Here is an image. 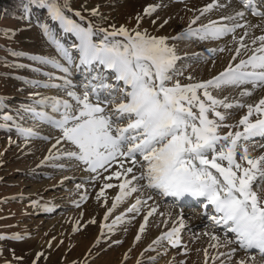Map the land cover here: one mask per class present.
<instances>
[{"label": "rangeland", "instance_id": "374dc122", "mask_svg": "<svg viewBox=\"0 0 264 264\" xmlns=\"http://www.w3.org/2000/svg\"><path fill=\"white\" fill-rule=\"evenodd\" d=\"M56 2L64 4V0ZM211 3L219 6L201 15V10ZM67 5L65 15L83 27L91 24L98 33L94 37L97 41L103 37L100 29L111 32L113 27L121 26L130 32L134 29L146 30L151 36L167 38L168 45L175 49L179 57L171 74L172 83L179 81L182 85L210 80L224 71L230 62L234 65L239 59H247L251 52L244 53L245 50H242L237 60H232L239 46L237 42H241V38L238 41L236 36L244 27L236 28L234 33L219 39L185 36L175 40L173 37L186 32L189 26L197 29L212 21L232 27L237 23L245 25L252 19L264 20V0H251L247 7L242 0H67ZM150 6H156V11L145 15L144 10ZM225 7H233L234 11H226ZM27 8V15L22 9L13 15L0 16V117H12L10 121L0 119V237H5L0 239V264H236L239 260L253 264L249 255L256 254L262 258L258 252L250 250L246 253L235 243L225 242L223 229L211 227L208 219L214 214L211 205L204 209L201 201L196 200L194 205L183 207L174 203L171 197L154 195L142 188L143 181H133V185L140 190L118 202L105 219L120 192L117 185L131 179L132 174L129 177L122 175L119 179H105L118 170L116 163L107 171L87 170L82 162L67 157V152L76 149L62 139L60 130L27 110L31 108L52 116V112L48 113L51 105H40L37 101L60 98L75 105V101L67 96V91L82 95L83 86L97 71L104 72L109 83L115 82L114 74L99 67H93L92 71L82 67L77 71L75 63H78V54L71 49V45L77 42L75 36L64 34L60 26L48 17L45 8ZM76 12L80 13L79 17ZM237 12H244L243 20L240 17L224 19L235 17ZM197 17L199 19L192 24ZM43 23L73 51L76 60L70 75L66 76L52 65L32 59H54L68 66L43 34L39 27ZM223 40H226L224 47L221 44ZM212 49L216 51L212 52ZM66 79L72 82L73 88L66 87ZM245 90L251 91L252 95L242 97L240 93ZM210 91L217 99L226 98V102L233 104H255L264 98V87L253 90L251 84L221 86ZM218 111L226 115L225 124L235 126L247 113V108L225 110L221 107ZM54 115V118H59L58 114ZM209 116L212 118L211 114ZM251 119L254 121L256 115ZM18 129H30L33 135L25 137ZM230 130L243 131V127L221 128L219 132L224 135ZM57 140L61 142L53 148ZM240 145L238 157L244 147L249 149L252 157L264 155V138L241 140ZM56 156L60 158L55 159ZM125 166L131 164L126 162ZM133 174L139 175V169L135 168ZM106 184L114 186L105 188ZM101 191L103 195L98 198ZM150 194L153 198L149 200ZM260 195L264 197V192ZM82 196L85 199L81 200ZM138 199L147 203L138 206L139 212H128ZM189 200L192 198L184 203ZM154 207L156 211L145 221L144 217ZM180 215L185 226L180 230L178 246L173 247L168 240L154 244L153 241L174 226L179 227L177 218ZM117 217L121 220L109 230L108 226L113 225ZM191 219L197 220L198 224L191 225ZM102 224L105 225L103 231ZM141 224H145L142 233ZM138 234L139 240L136 239ZM213 234L220 237L218 247H213L218 243L211 239ZM15 236L20 239H11ZM227 237L232 239L233 234L227 233ZM233 248L237 250L229 257L228 253ZM213 257L218 259L213 260Z\"/></svg>", "mask_w": 264, "mask_h": 264}, {"label": "snow or ice", "instance_id": "6c2138e0", "mask_svg": "<svg viewBox=\"0 0 264 264\" xmlns=\"http://www.w3.org/2000/svg\"><path fill=\"white\" fill-rule=\"evenodd\" d=\"M242 2L246 7L251 4V0ZM28 4L45 8L48 17L60 26L64 34L75 36L77 42L71 45V49L78 54V63H75L77 71L82 67L86 71L99 67L114 74L115 82L109 83L104 72L97 71L91 81L83 86L82 95L67 91V96L75 101V105L60 98H42L37 101L40 105L50 104L51 111L58 114V119L45 112H35L31 108L27 110L59 129L62 139L76 149L67 152V157L82 162L87 170L107 171L116 163L118 170L105 179H119L122 175L132 174L131 179H125L117 185L120 192L114 198L112 208L105 214V219L118 202L140 190L133 185V181H143L142 188L154 195L171 197L174 203L192 198L200 200L204 209L211 205L214 212L208 217L211 227L223 229L225 242L235 243L246 253L255 250L264 258V197L260 195L264 192V155L252 157L249 149L244 147L238 157L241 140L264 138V98L255 104H233L226 102V98L217 99L210 91L221 86L243 84H251L253 90L264 87V35L252 40L254 45L257 40L260 42L253 49H249L241 38L232 60H237L242 50L251 51L247 59H239L234 65L230 62L224 71L210 80L182 85L179 81L172 83L171 74L175 71L179 57L175 49L168 45L167 38L151 36L146 30L134 29L130 32L121 26L113 27L111 32L100 29L103 37L97 41L94 37L98 33L91 24L83 27L65 15L67 0H64L63 5L56 0H28ZM217 6L215 3L207 5L201 10V15ZM27 11L26 4V15ZM155 11L156 6H150L144 13L151 15ZM92 14H96L95 10ZM75 15L79 17L80 13L76 12ZM243 16L244 12H237L235 17L224 19L234 20ZM198 19L191 23L195 24ZM139 20L138 17L137 26ZM39 27L68 66L54 59H32L52 65L66 76L70 75L71 66L76 60L73 51L57 39L46 23ZM241 27L245 25L237 23L229 27L212 21L197 29L189 26L186 32L173 39L179 40L185 36L219 39ZM64 83L69 89L74 87L70 80L66 79ZM240 95L246 97L252 92L245 90ZM221 107L225 110L246 107L247 113L238 125L231 126L224 123L226 115L218 111ZM254 114L256 119L253 121L251 117ZM0 119L10 121L12 117L4 115ZM241 126L243 131L230 130L224 135L219 132L221 128ZM18 131L25 137L33 135L30 129ZM60 142L57 140L53 148ZM126 162L131 166L126 167ZM135 168L139 169V175L133 174ZM113 186L104 185L105 188ZM102 195L103 191L98 194V198ZM152 198L150 194L148 199ZM83 199L85 197L82 196ZM142 203L147 201L138 199L127 211L139 212L138 206ZM155 211L152 208L144 217L145 221ZM120 220L121 217H117L113 225L108 226L109 230ZM177 222L179 227L174 226L153 243L168 240L173 247L178 246L180 230L185 226L182 215L177 218ZM104 227L102 224V231ZM144 228L145 224H141V233ZM227 233L233 234V238L229 239ZM11 239L19 240L20 237ZM136 239H140L139 234ZM211 239L218 242L213 247H218L220 237L213 234ZM236 250L233 248L228 253L229 257ZM205 257L207 260V251ZM249 259L255 264V256L249 255ZM236 264H246V261L239 260Z\"/></svg>", "mask_w": 264, "mask_h": 264}, {"label": "bare ground", "instance_id": "6f19581e", "mask_svg": "<svg viewBox=\"0 0 264 264\" xmlns=\"http://www.w3.org/2000/svg\"><path fill=\"white\" fill-rule=\"evenodd\" d=\"M253 5V4H252ZM232 6V5H231ZM234 7V6H233ZM233 7L231 8V7H225L224 8V10H228V11H231V12H233L234 11V9H233ZM223 10V9H222ZM256 11V10H255ZM224 12V11H223ZM230 12V13H231ZM228 13V12H227ZM223 14H226V13H223ZM217 16V15H216ZM240 19H242L243 20V18H240ZM245 20V19H244ZM245 32H247V35H245ZM251 33V34H250ZM261 35H264V20H257V19H252L251 21H246V24H245V27H244V29H242L241 31H240V33L238 34V36H236L237 38V40L239 41V39L240 38H243V43L244 44H246L247 46H248V48L249 49H251V47H254V48H256L257 46H259V44H260V42L257 40V43L254 45V44H252V40L253 39H255V38H257V37H259V36H261ZM235 37V36H234ZM222 38V37H221ZM235 39V38H234ZM225 41L226 40H223V41H221L222 43V45H223V47H224V44H225ZM235 41V40H234ZM237 42V41H236ZM239 45H240V41L239 42H237ZM235 44V45H238V44ZM243 52V51H242ZM246 51H244V53H245ZM251 52V51H250ZM247 56V55H246ZM224 57V56H223ZM219 58H221V57H219ZM225 60H226V57L224 58ZM256 101V100H255ZM257 103V102H256ZM48 106V105H47ZM49 110H51V109H49ZM51 112L52 111H49L48 113L49 114H51ZM55 113H53L52 112V116H54V117H56L55 115H54ZM129 177V176H128ZM136 183V182H135ZM186 200H188V198H185V199H183V200H181V201H179V202H181V203H184ZM196 199H192V200H189L188 201V203H190V201L192 202V201H195ZM155 208V207H154ZM154 214V213H153ZM191 222H193V223H191ZM191 225H196V224H198V221L197 220H195V219H193V221H192V219H191ZM190 224L188 225V226H191ZM148 229H149V226H148ZM205 232H207V230L205 231ZM204 232V233H205ZM210 232V231H209ZM230 234V233H229ZM157 236H154L153 238H156ZM252 252H256L255 250H252ZM255 254V253H254ZM253 254V255H254ZM260 255V254H259ZM255 260H257L256 262L257 263H255V264H264V258H259V257H257L258 255H256L255 254ZM261 256V255H260ZM259 259V260H258Z\"/></svg>", "mask_w": 264, "mask_h": 264}, {"label": "trees", "instance_id": "16d2710c", "mask_svg": "<svg viewBox=\"0 0 264 264\" xmlns=\"http://www.w3.org/2000/svg\"><path fill=\"white\" fill-rule=\"evenodd\" d=\"M26 4L27 7H39L35 4H28V0H0V16L16 14L17 11L25 9ZM1 106L0 103V108Z\"/></svg>", "mask_w": 264, "mask_h": 264}]
</instances>
